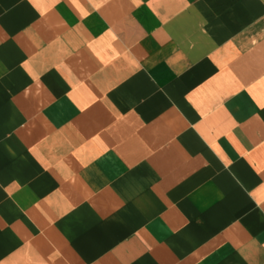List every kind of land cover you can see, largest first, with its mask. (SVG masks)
I'll use <instances>...</instances> for the list:
<instances>
[{
	"label": "crops",
	"instance_id": "obj_1",
	"mask_svg": "<svg viewBox=\"0 0 264 264\" xmlns=\"http://www.w3.org/2000/svg\"><path fill=\"white\" fill-rule=\"evenodd\" d=\"M0 264H264V0H0Z\"/></svg>",
	"mask_w": 264,
	"mask_h": 264
}]
</instances>
